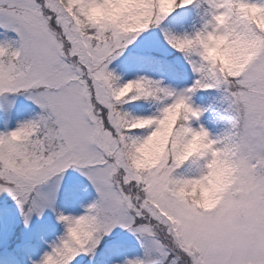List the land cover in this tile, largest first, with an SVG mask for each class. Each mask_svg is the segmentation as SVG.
<instances>
[{
    "label": "snow or ice",
    "instance_id": "snow-or-ice-1",
    "mask_svg": "<svg viewBox=\"0 0 264 264\" xmlns=\"http://www.w3.org/2000/svg\"><path fill=\"white\" fill-rule=\"evenodd\" d=\"M193 5L203 10L193 31L162 27ZM133 11L147 22L126 28ZM150 28L183 55L191 85L122 81L109 67ZM216 36L246 45L247 59L221 71L206 49ZM197 91L218 94L215 134L201 122L208 109L194 104ZM18 95L35 108L10 129ZM0 100V193L25 225L55 211L69 169L96 193L80 215L57 212L64 232L34 264L92 257L116 228L140 249L121 264H264V0H0ZM140 100L153 110L125 109ZM142 150L151 163L138 162ZM216 159L231 176L215 202L184 195Z\"/></svg>",
    "mask_w": 264,
    "mask_h": 264
},
{
    "label": "rangeland",
    "instance_id": "rangeland-1",
    "mask_svg": "<svg viewBox=\"0 0 264 264\" xmlns=\"http://www.w3.org/2000/svg\"><path fill=\"white\" fill-rule=\"evenodd\" d=\"M154 32L150 31L147 34H143L142 36H138L136 40L129 45L130 47V56L128 60H123L122 56L126 51H129V48L127 47L124 51V53L118 57L116 60L112 62L113 66L118 68V69H123V71H134L135 69H140L143 68V65L145 64L146 60L145 58H142L139 55V52L137 51H132V49H141L143 47L150 48L152 47V42H153V36ZM163 68V67H162ZM161 68V63L159 61L156 62V65L154 67V72L152 73L153 76H156L157 80L162 81L165 85L170 86L169 80L165 79L163 81L162 78V70ZM150 70L149 73H151ZM193 81V80H192ZM188 82V87L191 85V82ZM185 87V88H186ZM211 94L214 96V101L217 102L218 100V94L215 93L214 91L211 92ZM9 99H12V97H8ZM192 100L195 105L201 106L202 104V99L200 97H192ZM3 101L0 100V103ZM31 102L26 100L23 95H18L15 97V106L19 107L21 105H26ZM202 123L205 125L206 128L209 129V131L213 134L217 133L215 125L212 122L206 121L204 118H202ZM4 128V122H3V116L0 114V131H3ZM183 171V170H181ZM191 172H188L187 174H190ZM80 181H87L83 176H81L79 173L75 172L72 169H69L65 174H64V179L62 182V187L67 186L68 187V192L72 194L70 196V203L72 204V208L69 211V215H80L83 213L84 208L89 204L92 200L95 199V195L92 194L94 189L92 186H88L83 184V188L81 189V193L78 192L77 188V183ZM68 195V194H65ZM51 209H45L43 214L39 217H37L35 214H32L29 222L27 224V236L32 233L35 230H39L42 232H51L52 230V224L53 221L51 219ZM121 231L124 234L119 235L116 237L110 238V241L112 244L109 245L108 248V253L104 257V260L100 262L99 264H121V262L127 257L131 258L135 255H138L139 253L136 251L135 244L137 241H135V238L125 232L124 230L120 228H116L112 231V233ZM115 239V242H114ZM130 241H135L131 246L126 247L123 244L128 243ZM85 256V255H84Z\"/></svg>",
    "mask_w": 264,
    "mask_h": 264
},
{
    "label": "clouds",
    "instance_id": "clouds-1",
    "mask_svg": "<svg viewBox=\"0 0 264 264\" xmlns=\"http://www.w3.org/2000/svg\"><path fill=\"white\" fill-rule=\"evenodd\" d=\"M147 22V16H141L139 11L129 12L121 19L126 28H136ZM231 41V42H230ZM208 58L219 66L221 71L230 70L238 63L247 59V46L231 37L216 36L206 41ZM199 146L205 147L203 142ZM154 156L151 152L142 150L139 163L149 164ZM231 169L223 160H213L209 175L184 186L183 194L202 205H210L218 198L219 193L227 184Z\"/></svg>",
    "mask_w": 264,
    "mask_h": 264
},
{
    "label": "trees",
    "instance_id": "trees-1",
    "mask_svg": "<svg viewBox=\"0 0 264 264\" xmlns=\"http://www.w3.org/2000/svg\"><path fill=\"white\" fill-rule=\"evenodd\" d=\"M175 15H176V11L174 10V12H173L172 14H170V15L165 19V21H163L164 24H165L166 26H169V27L165 28L166 30L171 31V29H172V27H170V26H172V25H171V21L175 18ZM163 27H164V25H163ZM171 32L173 33V31H171ZM127 105H128V104H125V105H124L125 109L128 110L129 112H132V111H130L131 107H128ZM30 109H33V107H27L26 110L21 109V112H20V119L27 118V117L29 116V111H30ZM214 112H215V111H214ZM215 114H216V112H215ZM216 115H217V114H216ZM216 118H217V117H216ZM216 125H217V127H218V132H219L220 130H222V128H223V123H222V122H216ZM39 260H40V259H39Z\"/></svg>",
    "mask_w": 264,
    "mask_h": 264
}]
</instances>
